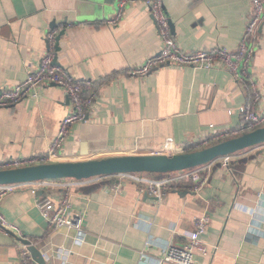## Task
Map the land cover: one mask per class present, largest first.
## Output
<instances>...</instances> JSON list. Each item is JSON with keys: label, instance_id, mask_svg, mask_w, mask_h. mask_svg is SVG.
<instances>
[{"label": "crops", "instance_id": "1", "mask_svg": "<svg viewBox=\"0 0 264 264\" xmlns=\"http://www.w3.org/2000/svg\"><path fill=\"white\" fill-rule=\"evenodd\" d=\"M162 1L172 38L187 52L235 51L251 14L249 0ZM117 2L0 0V88L21 83L38 66L46 36L54 31L60 35L58 50L54 47L59 68L85 81V95L94 97L53 161L179 153L237 135L238 108L251 101L250 87L223 67L169 66L130 76L132 68L157 54L161 39L139 0L110 24ZM251 76L264 105V19ZM70 110L65 91L52 85L37 100L0 106V165L46 155ZM207 168L199 193L190 183H177L161 200L146 196L129 177L27 184L2 198L0 216L48 257V264L61 263L60 250L69 251L65 264H157L168 245L184 243L195 219L206 213L208 253H195L194 264H264V146L230 155L228 166L218 158ZM66 186L73 210L84 216L81 243H75L74 229H54L36 206L37 200H57ZM21 245L0 230V264H21Z\"/></svg>", "mask_w": 264, "mask_h": 264}, {"label": "built area", "instance_id": "2", "mask_svg": "<svg viewBox=\"0 0 264 264\" xmlns=\"http://www.w3.org/2000/svg\"><path fill=\"white\" fill-rule=\"evenodd\" d=\"M117 1L118 10L116 15L109 20L110 24L119 20L122 9L126 5L137 0ZM139 1H142L146 5L155 21L156 29L161 39V47L157 54L132 68L131 71H129L130 76H145L154 70L169 66H192L199 69L223 67L230 73L234 80L239 83H246L252 92L251 101L244 103L238 108L239 114L242 117V123L239 125L238 133L264 125V105L261 103V92L251 76L255 37L264 19V0H249L251 4V14L247 18L244 33L235 51L216 48L213 50H195L190 52L180 49L173 40L169 27V19L163 8V1ZM55 38L56 34L54 31L47 34L46 52L42 55L38 66L29 73L21 83L0 88V106L5 107L25 99L37 100L40 98L41 92L46 86L54 84L65 91L71 107L70 113L62 119L57 135L54 137L46 155L3 163L0 165V168L53 162V159L58 155L57 152L69 133L70 127L76 122L83 121L88 109L93 104V95H85L84 93V90L88 89L85 81L75 80L65 71L53 65ZM259 146H264V143ZM229 157L230 155L221 157L224 166H228ZM208 173L209 170L207 164H205L189 170L169 173L161 178H158L156 175L157 177L154 179L148 180L142 178L145 173L124 174L119 177L135 179L141 184L142 190L145 191L147 195L161 200L165 196L166 191L177 183H190L191 190L199 193L206 183ZM43 182L45 181L36 182L35 184H43ZM25 185L27 184L0 185V201L8 193L18 188H23ZM36 190L37 187L31 188V193L35 194ZM65 190L63 196L57 200H37L36 206L42 217L54 229H59L60 227L74 229V241L75 243H81L85 238V231L82 228L84 216L81 212L73 210L69 188L66 186ZM209 221L210 217L206 213L197 217L194 221V230L189 233L186 241L180 245H168L166 251L158 259L157 264H194L195 253L207 255L208 245L203 240V235L207 231ZM0 225L10 231L13 230L11 225L1 216ZM0 230L2 229L0 228ZM68 253L69 251L67 250H60L58 252V257L62 259L60 264H65ZM18 256L21 264H31V257L25 245L22 244L20 246Z\"/></svg>", "mask_w": 264, "mask_h": 264}, {"label": "water", "instance_id": "3", "mask_svg": "<svg viewBox=\"0 0 264 264\" xmlns=\"http://www.w3.org/2000/svg\"><path fill=\"white\" fill-rule=\"evenodd\" d=\"M169 27L172 32L173 26L170 20ZM59 36L55 38L56 50L59 48ZM53 65L59 67L56 54L53 58ZM52 86L56 85L52 84ZM263 143L264 125L218 140L202 148L179 153L121 155L76 161L41 162L0 168V185L31 184L62 179L81 181L95 177H114L124 174L143 173L154 174L161 178L166 174L202 166L223 156L233 155ZM145 195L147 196V193ZM0 228L27 247L32 264H48L49 258L44 256L30 240L23 236H17L1 225Z\"/></svg>", "mask_w": 264, "mask_h": 264}, {"label": "rangeland", "instance_id": "4", "mask_svg": "<svg viewBox=\"0 0 264 264\" xmlns=\"http://www.w3.org/2000/svg\"><path fill=\"white\" fill-rule=\"evenodd\" d=\"M66 180L72 181L71 179H66Z\"/></svg>", "mask_w": 264, "mask_h": 264}, {"label": "trees", "instance_id": "5", "mask_svg": "<svg viewBox=\"0 0 264 264\" xmlns=\"http://www.w3.org/2000/svg\"><path fill=\"white\" fill-rule=\"evenodd\" d=\"M49 181H56V180H49Z\"/></svg>", "mask_w": 264, "mask_h": 264}]
</instances>
